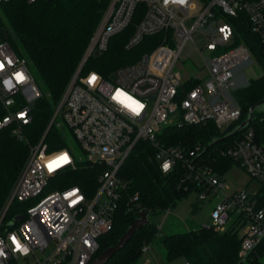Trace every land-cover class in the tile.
<instances>
[{"label": "built area", "instance_id": "built-area-1", "mask_svg": "<svg viewBox=\"0 0 264 264\" xmlns=\"http://www.w3.org/2000/svg\"><path fill=\"white\" fill-rule=\"evenodd\" d=\"M139 6L141 14L135 20ZM240 14L247 19L264 52V0H187L184 5H165L164 0H110L42 137L29 146L0 209V251L4 253L0 264H20V258L30 255L36 264H89L99 248L98 237L112 230L120 208L137 215L144 210L139 193L130 192L127 180L119 174L127 157L142 142L153 149L163 174L179 165L178 187L196 191L200 200L210 195L218 197L211 211L212 226L223 230L232 219L229 226L240 230L241 260L264 239V146L256 142L252 126L204 155L202 144L185 148L167 145L158 138L161 128L168 124L211 121L223 131L240 119L241 106L235 90L248 82L239 83L242 77L237 76V66L251 59L244 43L234 44L231 19ZM131 22L133 29L125 46L133 47L147 35H159L153 48L108 76L94 69L82 71L86 59L94 51H105L110 38ZM195 33L207 38L206 50L226 48L203 56L202 68L194 76L183 78L175 65L183 45ZM195 48L201 53L196 44ZM93 73L99 79L89 83ZM18 75L25 79L17 81ZM6 81L11 82V87L6 86ZM189 81L194 84L186 88ZM117 89L144 105L138 115L122 99H114ZM41 94L26 57L0 38V103L6 111L0 118V127L14 123L13 132L21 137V126L31 119L30 103ZM51 125L63 134L69 130L82 154L68 142L47 150L43 139ZM64 155L68 162L49 171V164ZM220 155L231 158L259 180L261 187L253 193L229 190L225 174L216 168ZM82 159L98 167V184L91 194L71 182L61 187L55 184L58 175L70 172ZM165 163L168 168H164ZM14 200L26 203L24 213L15 215H22V219L3 229L5 212ZM12 236L27 249L26 253L16 250ZM50 241L54 247L45 255ZM149 249L150 243L141 247L143 254ZM36 250L42 257L36 256Z\"/></svg>", "mask_w": 264, "mask_h": 264}, {"label": "trees", "instance_id": "trees-1", "mask_svg": "<svg viewBox=\"0 0 264 264\" xmlns=\"http://www.w3.org/2000/svg\"><path fill=\"white\" fill-rule=\"evenodd\" d=\"M109 2L110 0L0 2V38L8 41L18 54L26 57L29 69L30 66L35 69L42 84V88L38 85L42 94L31 108V119L21 126L22 136L19 137L13 132L14 123L0 127V209L24 164L29 146L36 144L42 137ZM141 9L139 6L135 20L141 14ZM231 23L235 29L234 44L244 43L263 67L262 75L235 90L241 106L240 119L223 131L211 121L201 124L164 125L158 138L165 144L191 148L199 143L202 147L208 146L204 155L214 146L225 145L239 135L243 129L223 141L209 145L213 139L233 130L245 118L248 108L264 98V52L261 43L251 33L247 19L242 14L232 18ZM132 29L133 22L125 30L112 36L105 51L98 56L90 55L86 59L82 71L94 69L103 76H108L117 67L131 63L143 52L150 51L157 43L159 35H147L137 45L127 48L125 44ZM193 84V81L186 82L185 87L190 88ZM5 112L0 103V118ZM249 125L253 127L256 142L264 146V110L255 111ZM43 142L47 150L68 145L63 131L53 125L46 132ZM232 164L234 162L231 158L220 155L217 171L225 174ZM97 171L98 167L86 159L77 160L70 172H64L55 178V184L61 187L71 182L82 187L89 195L97 187ZM119 174L127 180L130 192L139 193V202L149 214L170 208L188 192L177 185L179 165L163 174L153 155V149L145 142L127 157ZM25 205L26 203L17 200L11 202L3 218V229L17 223L14 217L18 213H24ZM136 216L137 214H129L120 208L112 230L98 237L99 248L95 256L115 243ZM154 237L163 244L167 260L183 257L190 264H264V239L243 260L240 259V237L233 225L223 230H217L212 225H201L186 231L163 234L150 221L136 230L130 240L105 264H136L143 254L142 245L149 243Z\"/></svg>", "mask_w": 264, "mask_h": 264}, {"label": "rangeland", "instance_id": "rangeland-1", "mask_svg": "<svg viewBox=\"0 0 264 264\" xmlns=\"http://www.w3.org/2000/svg\"><path fill=\"white\" fill-rule=\"evenodd\" d=\"M197 3V1H195ZM207 38L201 34L195 33L192 39H189L182 47L179 58L175 65L182 77L194 76L203 65V56L213 55L223 51L226 47L209 51L204 48ZM195 44L201 49V53L195 48ZM251 59L247 62H242L237 66V76H241V85L245 84L251 79H254L263 74V67L257 57L251 53ZM30 69L35 77L36 83L42 88L41 81L35 69L30 66ZM224 127V125L222 126ZM66 140L69 144L75 147L79 154H82L79 147H77L76 140L69 130H65ZM225 179L228 182L229 190H245L253 193L261 187L259 180L252 178L236 163L225 172ZM218 201L216 195H210L204 200L197 197V192L189 190L185 195L180 197L175 204L170 206L169 210L152 211L149 215V221L154 223L159 231L163 234L186 231L190 228L199 227L201 225H212L213 219L211 211L213 206ZM231 218L225 223L223 229L227 228L231 223ZM240 233V230L239 232ZM150 249L147 257L150 264H183V257H176L170 260L165 258V248L157 237L151 239ZM54 247V242L50 241L44 254L48 255L50 250ZM37 257H42L39 250L35 251ZM142 257V256H141ZM20 264H36L35 258L30 255L27 258H20ZM136 264H143V257Z\"/></svg>", "mask_w": 264, "mask_h": 264}, {"label": "water", "instance_id": "water-1", "mask_svg": "<svg viewBox=\"0 0 264 264\" xmlns=\"http://www.w3.org/2000/svg\"><path fill=\"white\" fill-rule=\"evenodd\" d=\"M101 52L99 51H94L93 55L98 56L100 55ZM114 75L112 74L110 77H113ZM35 103V100L31 101V106H33ZM257 110H264V98L260 99L258 102L252 104L247 111V114L245 118L237 125L233 130L227 132L221 137L213 139L210 144H215L219 141H222L226 139L228 136L234 135L236 132L242 130L246 126H248L253 118H254V112ZM208 146H205L204 150L207 149ZM149 211L148 210H143L138 215L129 222L127 228L125 231L117 238L115 243L105 247L97 256H95L89 264H105L107 260L120 248H122L131 238L133 233L138 230L140 227H142L145 224L149 223ZM22 219V215H17L15 216L14 220L16 222H19Z\"/></svg>", "mask_w": 264, "mask_h": 264}, {"label": "clouds", "instance_id": "clouds-1", "mask_svg": "<svg viewBox=\"0 0 264 264\" xmlns=\"http://www.w3.org/2000/svg\"><path fill=\"white\" fill-rule=\"evenodd\" d=\"M187 0H164V4L167 5L169 3H173V4H180V5H184L186 4ZM94 78V79H93ZM25 79V77L23 76V78H19L18 76H16V80L17 81H23ZM99 79V77L93 73L90 75L89 78V83H94L95 81H97ZM6 86L11 87V82L10 81H6L5 82ZM114 99L116 100H123L126 105L132 109V111L138 115L140 113V111L143 109L144 105L142 103H140L139 101L133 99L131 96H129L126 92H124L122 89H117L116 93L114 95ZM68 162V160H67ZM168 164L165 163L164 164V168H168ZM12 242L14 244H16V250L17 251H23V252H27L26 248H22V246L19 244V242L16 240L15 236L11 237ZM4 255L3 251H0V256Z\"/></svg>", "mask_w": 264, "mask_h": 264}, {"label": "snow or ice", "instance_id": "snow-or-ice-1", "mask_svg": "<svg viewBox=\"0 0 264 264\" xmlns=\"http://www.w3.org/2000/svg\"><path fill=\"white\" fill-rule=\"evenodd\" d=\"M18 77L22 79L23 78V75H18ZM67 160H68L67 155H64V156L59 157L56 161H53V162H51L49 164V166H48L49 167V171L54 170L55 167H59L60 164H62V163H66Z\"/></svg>", "mask_w": 264, "mask_h": 264}, {"label": "crops", "instance_id": "crops-1", "mask_svg": "<svg viewBox=\"0 0 264 264\" xmlns=\"http://www.w3.org/2000/svg\"><path fill=\"white\" fill-rule=\"evenodd\" d=\"M148 251H146L144 254H142V257H143V264H150V260L149 258L147 257V253ZM141 257V258H142ZM185 260L183 261V264H184Z\"/></svg>", "mask_w": 264, "mask_h": 264}]
</instances>
